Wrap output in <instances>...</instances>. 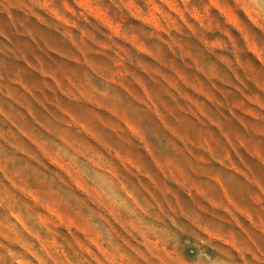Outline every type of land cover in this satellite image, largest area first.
I'll use <instances>...</instances> for the list:
<instances>
[{
	"label": "rangeland",
	"instance_id": "rangeland-1",
	"mask_svg": "<svg viewBox=\"0 0 264 264\" xmlns=\"http://www.w3.org/2000/svg\"><path fill=\"white\" fill-rule=\"evenodd\" d=\"M201 241L264 264V19L0 0V264H190Z\"/></svg>",
	"mask_w": 264,
	"mask_h": 264
},
{
	"label": "clouds",
	"instance_id": "clouds-1",
	"mask_svg": "<svg viewBox=\"0 0 264 264\" xmlns=\"http://www.w3.org/2000/svg\"><path fill=\"white\" fill-rule=\"evenodd\" d=\"M249 7L252 8L253 13L257 15L259 18L264 19V5H257L256 0H248ZM61 155L65 159H71L73 163H75V157L69 156V153L65 150H60ZM81 176L86 181H93L95 177L94 171L89 172H81ZM167 215V213H165ZM173 215H176L178 218L180 216L179 213L174 212ZM186 222V221H185ZM168 227L171 228L173 231H176V227H174V222H172L171 217H169ZM191 245L192 248L195 249L194 252H184V258L190 262V264H221V261L216 259L217 253H215L211 248H209L206 244L202 241L199 242V246L197 243L191 242L186 243L185 247ZM203 249V250H201Z\"/></svg>",
	"mask_w": 264,
	"mask_h": 264
}]
</instances>
